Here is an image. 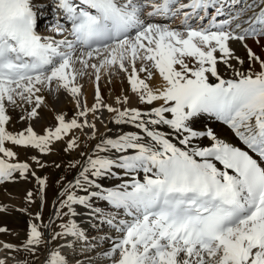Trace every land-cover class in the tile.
I'll use <instances>...</instances> for the list:
<instances>
[{
  "label": "snow or ice",
  "instance_id": "snow-or-ice-1",
  "mask_svg": "<svg viewBox=\"0 0 264 264\" xmlns=\"http://www.w3.org/2000/svg\"><path fill=\"white\" fill-rule=\"evenodd\" d=\"M213 2L191 0L180 7L206 9ZM174 3L55 0V7L71 22L74 37L56 40L37 32L38 8L42 5L33 0H0V183L13 180L15 173L27 178L30 170L27 163L11 162L17 154L6 147L7 143L48 154L53 143L72 130L95 129L88 114L106 108L116 113V124L134 125L144 134L128 133L102 141L98 151L120 155L114 159L90 157L82 173L87 183L97 188L100 185L88 180L87 173L103 177L113 174L115 168L130 177L116 189L91 193V197L99 196L131 218L106 220L123 234L105 254L113 258V264H264V61L248 49L251 60L260 63V72L237 71L238 79L225 80L217 70L218 63L231 67V59L243 64L234 57L229 41L256 38L259 42L264 37V7L247 20L235 17L234 26L233 21H225L199 30L180 31L142 19L146 8L152 9L149 16H165ZM54 30L61 36L66 31L60 23ZM137 62L141 64L139 69ZM89 69L97 82L96 103L91 108L86 103L81 105L82 90L77 83ZM114 70L127 73L131 91L142 103L162 101L161 106L142 112L104 105L98 82L102 73ZM153 70L163 81L156 89L148 83ZM209 75L217 82L210 83ZM54 83L55 90L62 88L77 100L83 121H66L61 114L58 125L47 129L45 135H38L32 127L15 134L9 132L8 107L34 105L23 118H36L43 103L38 93L44 88L53 90ZM117 102L127 103V98H118ZM203 114L226 124L258 159L218 139L211 129L193 130L191 122ZM162 125L176 134L183 147L159 130ZM205 136L212 142L209 147H191L194 139ZM77 147V138H71L66 150ZM129 152L132 154H126ZM139 173H143L142 179ZM37 180L46 186V180ZM31 197L29 192L30 201ZM89 199L69 194L63 207L74 216L72 205L91 209ZM62 229L53 239L85 238L75 221L62 225ZM6 231L0 227V232ZM45 243L43 233L32 223L24 247L34 252ZM47 264L67 261L61 253L53 252Z\"/></svg>",
  "mask_w": 264,
  "mask_h": 264
},
{
  "label": "bare ground",
  "instance_id": "bare-ground-1",
  "mask_svg": "<svg viewBox=\"0 0 264 264\" xmlns=\"http://www.w3.org/2000/svg\"><path fill=\"white\" fill-rule=\"evenodd\" d=\"M221 1L223 0H214V2L211 3L210 5L215 3L217 5L216 7H218V5L223 3H225L224 6H227L226 3L237 4L236 6L233 5L232 7L236 9L237 12L236 17L239 16L240 20H247L254 13H258L261 10V7H264V2L260 4L258 3L257 5L258 0L252 1L254 2L253 4H251L252 2L250 3L249 0H238V1L225 0L223 3H221ZM120 2L122 3L123 0H120ZM190 3L191 0H175L171 12L165 16H160V15L149 16L148 13L151 12L152 9L148 7L142 13V19H144L146 23H158L161 25H167L172 27V24L181 23L186 18L185 14H187V17L196 14L198 9L194 10L190 7L188 8L180 7L181 5L190 4ZM54 7H52L51 10L55 11V13L60 14L61 10L57 11L56 10L57 8L54 9ZM168 17H171L172 20L171 22L167 21ZM235 22L236 21L234 20L233 26ZM40 25L42 26L41 22ZM246 26L247 25H245V27ZM64 28L66 29L64 35L62 36L57 35L55 32V34H53L52 37L56 40H63V39L73 40L70 30L67 28L66 25L64 26ZM132 35L134 34L132 33ZM229 47L232 49L234 57H238L239 60H243V64L239 63L237 59L230 60L231 67H228L223 63H218L217 70L220 76L225 80L229 78L230 79L236 78L234 76H236L235 73L237 71L246 73V70L248 68L250 70L248 56L246 52L243 51V43L241 41L232 40L229 41ZM216 55L219 57L220 53L217 52ZM189 66L190 67L192 66L191 61H189ZM80 67L81 66L77 64V68ZM140 67H141L140 62H137V68L139 69ZM153 72L154 75L152 79L148 81V83L150 84L151 87H153V89H156L163 85V81L162 78L159 76V74L155 72V70H153ZM140 75L144 77L145 73H141ZM209 82L214 83L217 81L214 77H211L209 75ZM77 83L81 86V90H82V95L80 98L81 105L86 103L88 108L93 107L94 104L96 103L95 97H96L97 82L95 81V77L92 74V70L89 69L87 75L78 77ZM98 86L103 104L109 105L116 109L123 110L125 108H131V109H138L142 112H150L154 108L161 106V104L163 103L162 101H156L151 105L142 103L139 100L137 94L131 91L127 78V73L118 70H114L113 73L111 74L106 72L102 73L101 79L98 82ZM38 95H40L43 98V103L37 109L38 115L36 118L33 119L23 118L27 116V112L30 111L34 107V105L21 104V107H15V108L12 106L8 107V115L10 116V121L7 125V130L9 132L15 134L24 131L28 127H32L33 130L38 135H45L47 129H54L58 125L57 117L61 114L65 116L66 121H70L73 118L77 119L78 121H83L84 118L79 117L78 115L81 108H78L77 100L74 99L69 93H67L62 88L59 90H55V83L53 84V90L44 88L40 93H38ZM125 97L127 98V103L117 102L118 98H120V100H123ZM167 116L170 118V114ZM115 117H116V113L108 112L106 108H102L101 110L97 111L95 114L90 112L88 114L87 119L90 122L95 123L96 128L95 129L84 128L83 130L74 129L72 130L71 135L74 133L76 134L84 133V132L89 133L96 142L95 147H97V145H100L102 141H105L107 139H118L121 135L128 133L144 135L142 131L136 128L134 125L116 124ZM191 126L195 131H207L211 129L213 132L217 131L220 134L226 135L229 139V143L232 145H236V143H238L239 141L238 137L231 129H227L225 127L226 125L224 126L221 125L219 120H216L214 117H209L207 114H203L200 117L195 118L191 122ZM158 128L160 131L164 132L165 134H168V138L172 140L173 143H177V146L183 147V145H180L178 143V140L176 139V134L168 126L162 125V126H158ZM205 138L206 137H200L194 139L192 141L191 147H209L212 142L208 138H206L208 140H205ZM145 142H147L146 137H145ZM6 147L10 148L11 150L14 149L13 151L16 152L17 154L16 159L18 158L19 160L18 161L14 160L15 163L16 162L27 163L30 166V170L29 173L27 174V178L21 176L20 173H15L13 180L0 183V208L4 209L3 211H0V227L7 229L6 232H0V257L3 258L0 261H3L4 264H19V262H16L18 261L16 260V257H18L19 255L13 249L14 246L12 245V240H13L12 238L15 232L18 233L19 230H22L25 221L24 219L27 218L25 214L26 213L25 210L27 208L29 209V206H31L30 204L35 203V199L38 195L36 182H35V175L34 176L32 175L34 171L31 167L32 165H34L33 160L37 158V153L31 151V149L29 151L28 149L19 146H13L10 143H7ZM99 153L102 155V157L113 158V159L116 158L118 155H120L119 153H114L113 151H106V152L100 151ZM126 154H132V153L129 152ZM215 163L217 164V167L221 169L223 168V166L219 164L218 161H216ZM112 173L113 174L105 175L103 177H95L90 172L86 174L89 177L88 180H92L94 181L95 184L100 185L99 188L95 186H90L86 182V180H83L84 175L83 176L81 175V178L79 179L80 180L79 187L81 185L82 187L81 188L77 187L76 191L74 192V195L77 197H90L89 203L92 205V208L97 209L100 213L112 210L113 206L107 201L99 198V196L91 197L92 192H97L102 194L106 190H112L118 188L120 184H116L115 182H109L111 176L116 175L118 172L114 168L112 170ZM138 177L142 179L143 173H139ZM128 179H130V177H128L127 180ZM85 189L87 190L85 191ZM29 192L32 193L31 201L28 198ZM16 195L19 196L20 198H16L15 197ZM14 200H16L17 202L16 205H13L11 203ZM90 215H93L92 219L88 220L81 218L82 220L79 221L75 220V223L77 224L78 228L84 232V236L86 238H87L86 235L95 234L96 232H99V230L103 228L106 229L111 228V226L108 223H106L107 216H102L96 213H92ZM116 236L113 235V237L111 236L110 238L105 236L102 240L103 244L100 243L104 248L101 252L98 251L99 253L96 254L95 256H98L99 258L100 256L109 253L113 248V242L118 240ZM76 242L82 243L79 241ZM4 244H10L13 247L4 248L3 246ZM112 261L113 259L110 260V263ZM24 262L25 264H27L26 261ZM44 262L45 261L41 260L38 264H44ZM90 263L91 262L89 261V263L87 264Z\"/></svg>",
  "mask_w": 264,
  "mask_h": 264
},
{
  "label": "rangeland",
  "instance_id": "rangeland-1",
  "mask_svg": "<svg viewBox=\"0 0 264 264\" xmlns=\"http://www.w3.org/2000/svg\"><path fill=\"white\" fill-rule=\"evenodd\" d=\"M33 1L41 2L42 5V3H44V1L46 0ZM257 3H262V0H258ZM49 16L51 17V15ZM212 17L216 19L215 21L217 24H221L225 21L232 20L233 13H231L229 10L226 12H220L216 10V13H211L210 9V12L208 13L207 17H205L204 19L202 18L200 22L195 23V21L198 19L197 16L192 22H190V27L188 28L195 27L201 22L202 24L200 25V27L204 26L205 24H208L210 26V21ZM50 27V23L48 25H45V23H43L42 26L38 28L39 31L44 34V36H47V34H52V32L49 31ZM245 43L247 44V48L244 47ZM248 49H251V51L255 53V55L259 57L261 61H264V38L260 37L259 42H257L256 38H249L243 43V51L246 52L250 64V70L248 68L246 70V73L249 71H251L253 74L258 73L261 71V65L259 62L251 60L248 55ZM71 138H77V143L79 147L75 149L66 150L68 141ZM95 143L96 142L94 138L91 137V134L89 133H74L72 135L70 133V135L65 136L63 140L54 142L52 145V149L48 154L41 153L38 149L35 148H27L29 151L31 149V151L37 153V158L33 160L34 165H32L31 167L35 173V182L38 195L35 199V203L30 204L31 206H29V209L27 208L25 210L27 218L24 219L25 221L22 230H19L18 233L15 232L16 234H13L12 245L14 246L13 249L19 255L18 259L16 257V260H18L16 262H19V264H25L24 261H26L27 264H38L41 260L45 261L44 264H47V261L53 252L61 253V255L65 257L67 264H87L89 263V261L91 262L90 264H112L113 261L110 263V260L113 259L112 257H110V260H108L109 257L104 258L105 256L103 255L99 258L98 256L94 257L104 248L101 244H99H103V241L97 239L99 237L102 238L104 237V235H106L105 233L101 235L98 234L103 231H99L95 234L87 236L90 238L89 240L91 242H88L87 239L85 241H82V239H77L75 237L70 236H61L60 238L53 239V237L56 236L57 233H61L63 231L62 225L75 220H89L93 217V215H90V212L85 213V216H78L77 213L83 211L79 204L72 205V208L75 210L76 213V215L73 216L70 213L69 208L63 207V204L67 198V195H74V192L76 191L77 187H82V185L80 187L79 185H77V181H80L79 179L81 178L84 169L88 167L89 158L91 157L95 159L97 158V156L102 157V155L99 153L100 151L98 152L97 147H95ZM77 157L83 158L81 159L83 161L78 171V167L76 164ZM15 160L18 161L19 159L17 158ZM37 160H39L40 163H36ZM37 178L46 180V186H41L38 183ZM84 179L85 177L83 176V180ZM114 179L118 180V177H115ZM15 197L20 198L17 195ZM11 203L13 205H16L17 202L16 200H14ZM37 217H39V219H37ZM32 223H35L37 225L39 230L43 233L44 239L47 241V243L43 244L34 252L29 251L24 247L25 242L30 233V225ZM113 235L116 236V234H112V237ZM94 236L96 237V239L94 238ZM67 240H69L68 243H65ZM72 241L73 243L76 241L82 243H74L71 245ZM97 244L100 245V248H98V250L96 249L95 251H93L95 248H97L95 246ZM91 246L93 247L91 248Z\"/></svg>",
  "mask_w": 264,
  "mask_h": 264
}]
</instances>
